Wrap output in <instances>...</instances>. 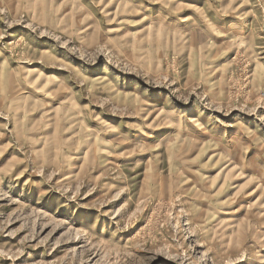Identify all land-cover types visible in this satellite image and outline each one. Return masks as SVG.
Here are the masks:
<instances>
[{
  "label": "rangeland",
  "instance_id": "obj_1",
  "mask_svg": "<svg viewBox=\"0 0 264 264\" xmlns=\"http://www.w3.org/2000/svg\"><path fill=\"white\" fill-rule=\"evenodd\" d=\"M0 264H264V0H0Z\"/></svg>",
  "mask_w": 264,
  "mask_h": 264
}]
</instances>
